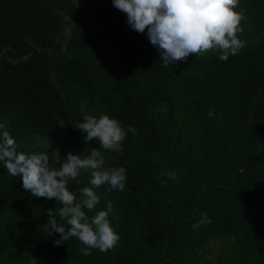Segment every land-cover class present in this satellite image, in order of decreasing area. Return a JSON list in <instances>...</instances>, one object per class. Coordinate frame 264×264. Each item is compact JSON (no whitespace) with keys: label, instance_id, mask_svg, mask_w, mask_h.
I'll return each mask as SVG.
<instances>
[{"label":"trees","instance_id":"1","mask_svg":"<svg viewBox=\"0 0 264 264\" xmlns=\"http://www.w3.org/2000/svg\"><path fill=\"white\" fill-rule=\"evenodd\" d=\"M79 2L0 0V134L18 152L48 154L50 168L92 148L106 169L123 167L124 191L101 185L83 209L90 222L111 201L120 239L89 256L76 237L55 245L46 210L67 230L63 205L32 196L0 161V264H264V0L234 9L244 17L237 54L222 61L212 49L168 67L112 0ZM103 114L126 132L118 158L75 128ZM91 178L69 180L77 201ZM202 213L211 223L192 230Z\"/></svg>","mask_w":264,"mask_h":264},{"label":"clouds","instance_id":"2","mask_svg":"<svg viewBox=\"0 0 264 264\" xmlns=\"http://www.w3.org/2000/svg\"><path fill=\"white\" fill-rule=\"evenodd\" d=\"M239 0H112L113 6L127 14L128 25L136 32L143 34L147 28L149 42L158 48L163 66L168 67L179 61H186L189 55L205 54L216 49L221 52L219 59L226 61L229 55H235L244 43L237 33L243 31L240 21L242 12L234 9ZM75 128L84 133V142L96 140L104 150L116 152L117 158L122 152L121 142L126 132L120 123L103 114L99 118L85 115L83 122ZM133 134L137 129L129 126ZM0 161L4 162L7 172L22 177V186L32 196L53 199L63 205L59 208L61 221L69 226L66 230L53 216V210H46L50 225L47 235L59 234L54 241L57 246L63 245L72 237H76L83 245L80 254L91 255V249H99L107 253L114 249L120 237L111 226L108 215L113 210L111 201L107 202V211L101 210L89 218L83 209L92 210L99 203L95 188L107 184L113 189L124 191L125 169L123 167L106 169L105 157L101 151L92 148L89 155L81 157L69 152L66 160L57 167H49V155L32 153L26 155L17 151V143L5 130L0 134ZM91 170L90 187L80 189L79 201L69 190V180L77 181L80 170ZM161 175L176 178V173ZM206 214L191 225L192 230H199L201 225L210 224Z\"/></svg>","mask_w":264,"mask_h":264},{"label":"rangeland","instance_id":"3","mask_svg":"<svg viewBox=\"0 0 264 264\" xmlns=\"http://www.w3.org/2000/svg\"><path fill=\"white\" fill-rule=\"evenodd\" d=\"M77 4V8L81 7V3L79 2V0H74ZM67 34H69V29H67ZM218 248H219V242L218 241H214L211 240L210 245L208 247V254H207V258L213 260L216 253L218 252Z\"/></svg>","mask_w":264,"mask_h":264}]
</instances>
